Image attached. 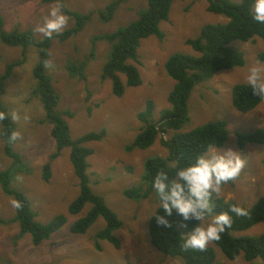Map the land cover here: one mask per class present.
I'll return each instance as SVG.
<instances>
[{"label": "rangeland", "instance_id": "374dc122", "mask_svg": "<svg viewBox=\"0 0 264 264\" xmlns=\"http://www.w3.org/2000/svg\"><path fill=\"white\" fill-rule=\"evenodd\" d=\"M62 1L71 12L93 16L78 35L64 42L54 41L48 74L60 97L58 110L71 114L64 115L71 137L78 139L90 132H104L101 141L88 144L93 150L88 159V176L94 191L105 198L107 205L124 223L115 232L121 247L116 248L109 241L97 239V234L106 225L103 218H99L85 235H75L70 231V227L86 215L91 206L86 205L78 215L69 212L70 204L79 195V180L71 163L70 149H64L53 159L57 150L52 136L53 125L46 120L41 99L33 95L37 85L33 69L39 61L38 49L30 46L27 62L17 68L12 66V75L4 82V91H0V99L9 115L16 113L19 117L14 120L15 133H18L14 150L29 166V169L25 165L15 168L12 187L29 198L40 223L48 224L58 215H65L67 222L51 239L38 247L33 245L30 234L17 240L19 223L0 224V264H184L181 259L166 257L150 242L149 221L159 207L156 195L148 200L134 201L123 194L126 189L141 183L148 158H165L168 150L160 139L147 150L128 152L126 146L132 144L142 130L143 124L138 120V114L146 109L148 101L155 102L157 120L163 110L171 109L168 97L176 82L165 68L170 57L175 54L197 56L186 41L197 38L204 26L226 23L228 19L211 13L207 0H174L169 20L161 24L165 38L160 40L151 36L141 42L139 62L135 65L141 73L142 84L134 88L126 86L124 95L116 97L112 81L102 79V68L111 50L109 43H97L95 56L86 67L85 79L72 77L67 66L71 61L92 58L91 39L96 35L113 33L138 19V13L147 7L148 0H126L109 23L100 19L99 11L115 0ZM54 6H60V3L0 0L3 28L7 32L16 29L32 31L36 39L41 40L44 36L35 28L43 23ZM68 17V24L60 32L74 26L75 20ZM231 47L244 54L245 65L221 71L212 80L194 88L188 104L189 120L181 132L217 121L227 123L229 136L220 149L236 150L246 160V165L231 184L223 186L218 197L251 208L264 197V145L249 143L241 150L237 134H250L259 129L264 131V102L251 112L241 113L233 106L232 91L236 85L246 84L249 66L264 53V41L255 37L249 42H234ZM21 59V48L6 46L0 40V77ZM121 78L126 84V77L121 75ZM173 135L172 131L161 136L168 140ZM46 164L51 166L49 181L43 179ZM11 165L12 160L6 155L0 137V171ZM13 200L14 197L5 195L0 188V219L9 220L16 216V208L11 203ZM232 234L236 237L259 236L264 234V222L248 231ZM208 247L216 251L217 262L221 264H264L260 258L247 261L243 255L230 260L215 241L210 242Z\"/></svg>", "mask_w": 264, "mask_h": 264}, {"label": "trees", "instance_id": "16d2710c", "mask_svg": "<svg viewBox=\"0 0 264 264\" xmlns=\"http://www.w3.org/2000/svg\"><path fill=\"white\" fill-rule=\"evenodd\" d=\"M44 3L59 2L63 12L75 20L74 26L52 38L37 40L32 31H20L18 29L7 32L4 30V20L0 13V40L9 47H17L22 50V59L14 62L8 68L5 75L0 77V91H4V82L12 75V66L20 67L28 60L29 47L38 49L39 61L33 69L36 88L33 95L39 97L46 111L47 121L53 125L52 136L57 144L56 153L58 157L64 149H70L71 163L79 180V195L70 204L71 215L80 214L86 205L90 209L86 215L79 218L71 227V233L85 235L91 227L103 218L106 222L105 228L97 234V239L109 241L116 248L121 247L120 239L115 232L123 227L124 223L119 216L107 205L106 200L93 190L90 178L87 174L89 167L88 158L93 153L88 148L89 143L99 142L103 139L104 132H90L78 139H73L70 127L64 115L71 116L58 110L60 97L56 91L52 78L48 74V65L51 59V48L54 41H67L81 33L90 22L93 14L84 15L69 11L62 0H42ZM126 0H115L99 11L100 19L111 22L120 6ZM174 0H148L145 9L138 13V19L128 25L117 29L106 35H96L91 39V57L83 61H71L68 70L72 77L81 76L86 78V67L88 62L95 56L97 43L107 42L111 50L106 63L102 68V79L111 80L113 93L116 97H122L127 87L134 88L142 84V76L135 65L139 62V48L142 40L156 36L160 40L165 38L161 30V24L170 18V12ZM208 10L211 13L224 16L228 19L226 23L206 25L202 28L200 35L195 39H188L190 46L198 55L175 54L166 62L167 74L176 82L169 94L168 101L171 109L161 112L159 120L155 119L156 105L153 100L146 104V109L138 114V120L143 124L141 132L132 144L126 146L128 152L134 150H147L151 148L158 139L168 150L167 157L154 156L145 161L144 174L141 183L135 187L126 189L124 196L134 201H144L155 195L151 184L153 178L161 171L169 173L170 177L175 175L176 168L187 165L195 157L207 150L212 145L222 148L227 142L229 131L225 121L208 123L195 128L189 132H181L189 120V99L197 85L212 80L219 72L233 70L245 65L244 54L231 47L237 41L249 42L255 37L264 41V24H257L251 16L250 5L253 0H207ZM259 60H264V53L259 55ZM135 62V63H133ZM121 75L126 77L123 83ZM127 86V87H126ZM232 102L234 108L241 113H248L256 109L262 102L255 96L246 84H239L233 88ZM0 112L6 113L7 117L1 120L0 137L4 143L6 155L12 160V165L6 170L0 171V188L5 195L14 197L19 201L21 207L16 208V216L9 220L0 219V224L19 223L20 231L17 240L26 234L32 236V243L38 247L43 242L51 239L52 235L60 231L67 222L65 215H58L48 224L40 223L38 213L32 209L29 198L21 191L12 187L15 179L14 170L17 166L27 169L29 166L23 157L15 152L12 134L16 132V124L3 106L0 99ZM174 132V135L165 140L162 134ZM238 144L244 150L247 144L264 145V131L257 130L250 134H237ZM51 166L46 164L43 179H51ZM229 182L228 184H231ZM213 203L215 212L228 211L232 205H238L235 201H225L223 198L214 196ZM160 207V206H159ZM156 209L149 221V235L152 246L166 257L181 259L184 264H221L217 262L216 251L208 247L205 251L184 250L180 243L182 233L190 230L197 222H189L187 227L183 226L182 217L173 215L170 217L171 227H161L156 222V212L163 215V210ZM246 208V207H245ZM248 209L245 216L233 215V224L222 234L220 240L215 241L223 254L230 260L239 256L247 261L258 258L264 263V234L259 236H233L232 233H241L250 230L259 223L264 222V197L258 199L255 205ZM98 249L100 247L98 246Z\"/></svg>", "mask_w": 264, "mask_h": 264}, {"label": "clouds", "instance_id": "9594fccd", "mask_svg": "<svg viewBox=\"0 0 264 264\" xmlns=\"http://www.w3.org/2000/svg\"><path fill=\"white\" fill-rule=\"evenodd\" d=\"M252 19L257 24H264V0H253L250 5ZM69 17L60 6L52 7L43 23L37 24L35 31L45 38H52L68 24ZM246 85L253 94L264 101V60H257L249 66L246 74ZM13 120L19 119L16 113L11 114ZM7 117L0 112V120ZM18 133H13L11 139L16 140ZM246 160L231 148L220 149L210 145L203 153L183 167L176 168L175 175L166 171L159 172L152 180L151 187L157 197L159 209L163 215H158L159 226L170 228V217L174 214L182 217L183 226L189 222H197L194 227L180 236L184 250H206L210 242L221 239L222 234L233 224V215L245 216L248 209L232 205L228 211L215 212L214 196H219L223 186L234 181L243 171ZM13 207L19 208V201L13 200Z\"/></svg>", "mask_w": 264, "mask_h": 264}, {"label": "flooded vegetation", "instance_id": "af4514ba", "mask_svg": "<svg viewBox=\"0 0 264 264\" xmlns=\"http://www.w3.org/2000/svg\"><path fill=\"white\" fill-rule=\"evenodd\" d=\"M87 146H88V145H87ZM88 148H89V146H88ZM92 151H93V150H92ZM92 154H93V153H92ZM92 154H91V155H92ZM89 158H90V157H89ZM89 158H88V159H89ZM87 161H88V160H87ZM88 163H89V162H88ZM88 169H89V167H88ZM87 174H88V170H87ZM93 190H94V189H93ZM79 192H80V191H79ZM95 193H96V192H95ZM98 195H99V194H98Z\"/></svg>", "mask_w": 264, "mask_h": 264}]
</instances>
